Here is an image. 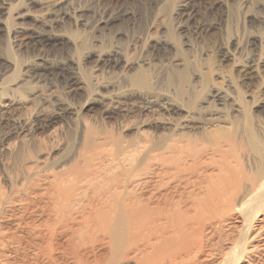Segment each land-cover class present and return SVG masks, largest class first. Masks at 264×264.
I'll use <instances>...</instances> for the list:
<instances>
[{
    "label": "rangeland",
    "instance_id": "1",
    "mask_svg": "<svg viewBox=\"0 0 264 264\" xmlns=\"http://www.w3.org/2000/svg\"><path fill=\"white\" fill-rule=\"evenodd\" d=\"M263 101L264 0H0V226L20 207L40 220L51 180L84 158L90 178H119V147L167 136L170 107L198 115L174 129L196 140H263Z\"/></svg>",
    "mask_w": 264,
    "mask_h": 264
},
{
    "label": "bare ground",
    "instance_id": "2",
    "mask_svg": "<svg viewBox=\"0 0 264 264\" xmlns=\"http://www.w3.org/2000/svg\"><path fill=\"white\" fill-rule=\"evenodd\" d=\"M176 109L169 108L167 136L119 147V178H90L84 158L51 180L40 220L21 207L8 213L0 264H264V139L246 129L196 140L174 129L202 128L198 115L176 120ZM235 147L250 159L249 174L233 158ZM21 240L30 254L15 262Z\"/></svg>",
    "mask_w": 264,
    "mask_h": 264
}]
</instances>
